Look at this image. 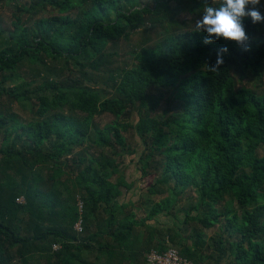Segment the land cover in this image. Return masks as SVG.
<instances>
[{
  "label": "trees",
  "instance_id": "trees-1",
  "mask_svg": "<svg viewBox=\"0 0 264 264\" xmlns=\"http://www.w3.org/2000/svg\"><path fill=\"white\" fill-rule=\"evenodd\" d=\"M8 1L11 28H0V264H141L149 249L170 245L194 264L204 263V247L217 254L207 259L213 264L225 257L264 264V22L244 19L248 51L223 38L205 44L207 33L184 30L111 71L107 45L147 27L145 16L160 15L170 0L152 7L139 0ZM174 1L200 8L206 0ZM221 47L228 49L224 63L211 71ZM243 81L250 86L239 87ZM162 101L167 109L154 117ZM15 107L30 118L23 121ZM105 114L108 123H94ZM128 128L140 141L141 178L193 188L194 206L174 211V188H148L163 198L149 196L135 217L133 183L109 178L119 173L115 158L136 152L126 148ZM77 199L80 234L73 229ZM160 216L173 220L166 226ZM221 223L206 243L203 230Z\"/></svg>",
  "mask_w": 264,
  "mask_h": 264
},
{
  "label": "rangeland",
  "instance_id": "rangeland-1",
  "mask_svg": "<svg viewBox=\"0 0 264 264\" xmlns=\"http://www.w3.org/2000/svg\"><path fill=\"white\" fill-rule=\"evenodd\" d=\"M15 3L22 2L25 3L27 0H15ZM138 1V0H137ZM157 0H139L140 3L147 4L148 6L152 7L154 5V2ZM195 1H188L184 4H177L174 0H170L167 3V9L163 11L158 16L153 15H147L145 16V22L147 24V27H141L139 29H136L132 32H129L125 36H123L119 41L110 43L107 45L106 49L104 50V53L109 54V64L106 67L107 70L111 71H118L125 67H130L131 64L135 63V59L133 56L134 51H140L141 49H150L155 47L156 45H159L160 47L163 46L164 39L168 34H176L178 32L184 31V30H194L195 29V23L197 20L201 19L203 15V7L205 3L211 4L212 0H206L202 7L200 8H194L193 4ZM124 1L121 2L123 4ZM219 0H214L213 6H218ZM14 4L9 2L8 0H0V28L3 29H10L11 25L10 22L12 20V13L14 12ZM251 7V6H249ZM258 10L262 13H264V0H260V3L256 6ZM193 9V11H192ZM43 14V13H42ZM42 14H38V17H41ZM27 15H24L25 18ZM23 18V19H24ZM6 37V33H4L2 36H0V39H4ZM22 72H29L27 68H22ZM105 77V76H104ZM20 80H27L25 77H18ZM20 80H16V83H19ZM241 86H250V82L243 81L241 84H239V87ZM99 89L102 87H98ZM261 88H264V76L261 83ZM107 89L105 92V96L110 94L111 90ZM167 109V104L162 101L160 103V106L156 108V111L153 113L154 117H160L162 116L163 110ZM27 110H24L20 112V110L15 107V112L17 116H19L23 121H26L30 118V114L26 112ZM58 112H61V109L58 110ZM112 117L110 115H101V116H95L93 118L94 123H96L98 126H103L105 123H108ZM122 135L125 139V145L128 150H135L136 152L133 154H124L121 159L115 158V161L117 160L119 163V173L118 175H113L110 178V181L113 183L115 182L116 178L123 177L127 183H133L132 188L135 189L133 194L137 195L136 198H133V202L135 201V204L133 206L135 217H141L143 215V212L147 210V208L150 206V202H157L161 200L163 197L161 195L159 196H151L148 194V188H162L165 190V188H174V191L176 195L178 196L179 203L176 205V207L173 209L174 211L180 210L182 208H187L188 206H194L197 203V193L193 188L191 189H184L183 187L174 186V185H153L155 182V179L152 175L146 176L141 178L139 173V163L137 160V154L141 150L140 141L138 138L135 137L134 131L131 128H128L126 131L122 132ZM92 138V134H91ZM88 152H91L88 151ZM131 152V151H130ZM116 161V162H117ZM138 167V168H137ZM153 185V186H152ZM133 189V190H134ZM123 191V190H122ZM169 194V192H168ZM166 195V193H165ZM139 196V200H137ZM151 196V197H149ZM149 197V200H147ZM137 201H140V204L136 203ZM117 218H121L120 212L117 214ZM180 218L182 219L183 216L180 215ZM158 220L160 221V217H158ZM166 220H173V218H163L161 221ZM161 224V223H160ZM223 223L215 225L209 230H203L204 235V241L206 243H209V240H212L217 237V234L220 233V227ZM142 234V233H141ZM189 234L184 236H188ZM142 239L141 237H138V239ZM228 240V237L226 233H223V245L222 247H225L226 241ZM209 241V242H208ZM171 247L178 250V246L176 245H170ZM200 255L204 261L203 264H213V261H208L207 259H213L217 260V254L214 252L213 248H202V251H200ZM144 257V256H143ZM92 258V256H90ZM114 264V263H110ZM141 264H145L142 262ZM219 264H230V259L228 260L227 257L222 258L221 261H219Z\"/></svg>",
  "mask_w": 264,
  "mask_h": 264
},
{
  "label": "clouds",
  "instance_id": "clouds-1",
  "mask_svg": "<svg viewBox=\"0 0 264 264\" xmlns=\"http://www.w3.org/2000/svg\"><path fill=\"white\" fill-rule=\"evenodd\" d=\"M260 0H219L218 6L205 3L201 19L195 23L196 31H204L207 38L205 44L212 43L213 39L223 38L234 41L237 45L248 51L246 46L249 40L246 34L244 19L250 18L253 24L264 22V15L256 7ZM251 6V7H249ZM228 52L227 47L217 50L215 64L208 66L211 71H217L224 63L223 55Z\"/></svg>",
  "mask_w": 264,
  "mask_h": 264
},
{
  "label": "built area",
  "instance_id": "built-area-1",
  "mask_svg": "<svg viewBox=\"0 0 264 264\" xmlns=\"http://www.w3.org/2000/svg\"><path fill=\"white\" fill-rule=\"evenodd\" d=\"M22 201V199H17ZM78 218L76 219L73 229L78 234L82 233V201L77 199ZM53 249H57V245H53ZM145 264H194L190 259L182 257L178 250L173 247L167 248L163 252H159L156 249H149L144 254Z\"/></svg>",
  "mask_w": 264,
  "mask_h": 264
},
{
  "label": "crops",
  "instance_id": "crops-1",
  "mask_svg": "<svg viewBox=\"0 0 264 264\" xmlns=\"http://www.w3.org/2000/svg\"><path fill=\"white\" fill-rule=\"evenodd\" d=\"M164 217L160 216V219L162 220ZM166 219V218H165ZM159 221V223H163V224H166V226L168 225V222L169 220H166V221ZM139 243V242H138ZM144 262V260H143ZM121 264H128L126 261H123Z\"/></svg>",
  "mask_w": 264,
  "mask_h": 264
}]
</instances>
